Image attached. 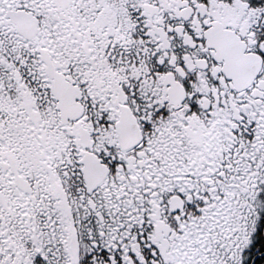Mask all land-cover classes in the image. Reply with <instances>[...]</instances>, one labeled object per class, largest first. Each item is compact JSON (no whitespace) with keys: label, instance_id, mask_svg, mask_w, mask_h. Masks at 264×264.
<instances>
[{"label":"snow or ice","instance_id":"6c2138e0","mask_svg":"<svg viewBox=\"0 0 264 264\" xmlns=\"http://www.w3.org/2000/svg\"><path fill=\"white\" fill-rule=\"evenodd\" d=\"M0 264H264V0H0Z\"/></svg>","mask_w":264,"mask_h":264}]
</instances>
